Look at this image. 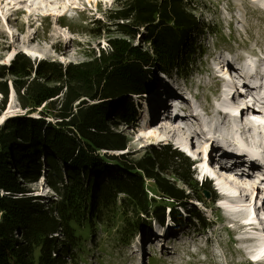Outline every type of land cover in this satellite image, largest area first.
I'll list each match as a JSON object with an SVG mask.
<instances>
[{"label":"trees","instance_id":"obj_1","mask_svg":"<svg viewBox=\"0 0 264 264\" xmlns=\"http://www.w3.org/2000/svg\"><path fill=\"white\" fill-rule=\"evenodd\" d=\"M115 6L105 18L120 37L108 40L107 51L99 56L63 66L31 62L18 54L8 66L0 65V79L6 74L13 77L12 88L22 109L49 106L39 118L25 111L0 125V264L73 261L72 251L80 240L72 225L80 227L101 216V210L89 206L90 173L103 171L108 161L99 158L97 151L126 150L124 136L109 128V116L123 99L149 93L152 69L161 70L159 0H115ZM137 35L149 44L152 56L132 46L130 40ZM0 95L1 113L7 101L4 83ZM133 112L123 116L132 117ZM49 116L57 121H48ZM47 150L51 153L45 154L44 162L33 166L32 152ZM116 164L125 176L101 184L93 202L103 209L115 204L118 194H125L134 216L135 208L140 212L152 206L151 215L162 222L164 207L153 209L156 201L148 198L144 181L150 180L158 197L166 199L164 145L135 160L119 155ZM43 165L46 184L55 197L46 204L24 186L37 181Z\"/></svg>","mask_w":264,"mask_h":264},{"label":"rangeland","instance_id":"obj_2","mask_svg":"<svg viewBox=\"0 0 264 264\" xmlns=\"http://www.w3.org/2000/svg\"><path fill=\"white\" fill-rule=\"evenodd\" d=\"M68 1L69 3L55 0L51 4L44 1L43 5L38 4L33 8L34 16L27 12V2L23 4L16 0L6 2L0 0V65L8 66L18 54L27 56L35 63L52 61L63 66L79 64L99 56L101 51L106 52L108 40L120 37L114 33V27L106 22L105 18L106 13L116 7L115 0ZM142 36L137 35L134 40H130V43L152 56L150 46L143 41ZM126 40L128 42V39ZM38 53L43 56L39 57ZM152 71L150 78L152 92L123 99L119 102L122 104L115 109V113L109 116V128L119 131L124 136L126 150L97 151L99 158L104 157L108 161L103 171L95 169L90 173L89 206L93 211L101 210V216L99 214V217L82 222L80 227L72 225L75 228L76 238L80 240V246L72 251L73 261L65 259V264H169L166 199L158 197L150 180L144 181V189L148 198L156 201L153 209L163 205L162 222L151 215L152 206L140 212L135 208L137 214L134 216L133 207L131 208L127 202L125 194H118L115 204H109L103 209L93 202L101 184L106 183L110 178L125 176L123 167L116 164L119 155L123 154L124 157L127 155L128 159L135 160L150 155L153 149L159 148L154 146L152 141L146 143L145 139L137 141L139 136L137 130L139 131V123L143 120V115L153 118L162 112L154 111L152 100L158 89L162 91V73L157 68L156 71L154 69ZM12 80L10 74L0 79V83H4L7 88L6 105L0 116L6 114V119H14L22 116L25 111H30L31 117L39 118L40 112L48 109L49 106L41 105L33 111L31 108L22 109L17 94L12 88ZM76 104L77 102L74 105ZM131 109L134 110L133 116L124 117L123 115ZM7 110H10V113L7 114ZM119 115L120 117L117 118ZM47 120L52 123L57 121L52 116ZM152 128L151 130H154V127ZM157 132L163 134L161 129ZM161 145L163 146L164 142ZM49 153H51L49 150L44 153L33 151V166L39 161L43 163L45 154ZM42 168L44 170V165ZM30 170L32 171L33 168ZM45 176L46 169L40 173L36 182L24 183V186L33 190L34 195L42 197L46 204L55 197L46 184ZM137 218L140 221L138 227L133 230ZM129 222H131L130 226Z\"/></svg>","mask_w":264,"mask_h":264},{"label":"bare ground","instance_id":"obj_3","mask_svg":"<svg viewBox=\"0 0 264 264\" xmlns=\"http://www.w3.org/2000/svg\"><path fill=\"white\" fill-rule=\"evenodd\" d=\"M4 1L6 2L7 0H2V2ZM44 1L51 4L55 0H16V2L23 3V4L27 2L28 4L27 12L34 16L35 14L32 13L33 8H35L38 4L43 5ZM64 2L69 3L68 0H64ZM38 56L42 57L43 54L38 53ZM152 100H153V106L155 107L154 111H162V112L158 113L153 118L148 117L146 114L143 115V120L139 123V131L137 130V133H139L137 141L145 139V143L146 141H152L153 142L152 144H154V146L159 147L164 142V125L163 123L158 122L160 120V116L163 115V99H162V91L160 89L156 91V93L154 94V98ZM6 113L7 114L10 113V110L9 111L7 110ZM110 115H112V113ZM6 116H7L6 114H3L2 116H0V123L4 122L3 120ZM161 119L163 121V116L161 117ZM152 127H154L155 131L151 130L153 129ZM160 129L163 131V134H160L157 132V130H160Z\"/></svg>","mask_w":264,"mask_h":264},{"label":"water","instance_id":"obj_4","mask_svg":"<svg viewBox=\"0 0 264 264\" xmlns=\"http://www.w3.org/2000/svg\"><path fill=\"white\" fill-rule=\"evenodd\" d=\"M6 118H7V116L4 118V120H3V121H5V120H6ZM2 123H3V122H2ZM2 123H0V125H1Z\"/></svg>","mask_w":264,"mask_h":264}]
</instances>
